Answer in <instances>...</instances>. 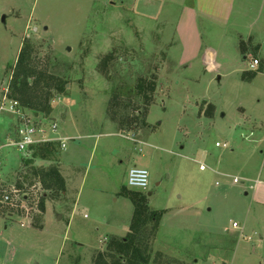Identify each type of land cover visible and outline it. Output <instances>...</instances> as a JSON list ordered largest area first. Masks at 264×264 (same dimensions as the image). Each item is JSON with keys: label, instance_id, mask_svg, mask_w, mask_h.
Instances as JSON below:
<instances>
[{"label": "rangeland", "instance_id": "rangeland-1", "mask_svg": "<svg viewBox=\"0 0 264 264\" xmlns=\"http://www.w3.org/2000/svg\"><path fill=\"white\" fill-rule=\"evenodd\" d=\"M183 2L0 0V103L7 67L25 40L67 83L49 115L24 109L58 144L56 161L34 166H57L66 192L54 199L33 183L21 160L30 150L3 151L0 186L28 179L23 203L0 207V264H93L113 237L127 235L134 207L121 191H137L127 182L132 167L149 171L148 205L163 212L153 255L168 264L263 261L255 209L244 193L250 179L264 180V54L207 20L196 30L186 20L178 30ZM258 40L264 48V31ZM208 49L216 51L211 59ZM140 79L155 84L149 105L136 90L128 94ZM142 113L144 127L120 129V118ZM14 119L0 113L1 142L14 134ZM59 139H68L65 150ZM42 196H49L43 212Z\"/></svg>", "mask_w": 264, "mask_h": 264}, {"label": "trees", "instance_id": "trees-1", "mask_svg": "<svg viewBox=\"0 0 264 264\" xmlns=\"http://www.w3.org/2000/svg\"><path fill=\"white\" fill-rule=\"evenodd\" d=\"M33 53V46L28 40H25L16 62L10 64L6 70L10 74L7 96L9 99L17 101L23 109L33 110L37 114L49 115L52 111L50 106L52 97L55 94H63L67 83L59 76L51 73L49 68L42 65ZM154 88L155 84L152 80L147 83L140 79L136 88H130L128 94L130 95L133 93L132 90H136L135 94L142 95L145 103L149 105L151 103L150 92H153ZM114 103H110L109 107L112 111H109L108 108V114L111 120L118 123V114H116L118 111L113 109ZM144 116L143 113L137 117L125 115L119 119L120 129L125 128L132 131L134 128L144 127ZM57 145L53 142L35 145L29 149L32 153L30 157H21L25 167L31 166L33 183L39 182L42 189L50 192L54 199L66 192V183L60 170L54 165L47 168L34 165L37 160L56 161ZM27 179L28 177L17 181L16 190L19 192L26 191L25 182ZM121 192L122 196L129 199L134 207L129 230L124 238L113 237L107 244L105 251L98 252L94 256L93 264H168L161 253L153 255L152 249L163 212L150 209L147 194L143 192L130 191L125 188ZM47 197H41L40 210L42 212L45 211Z\"/></svg>", "mask_w": 264, "mask_h": 264}, {"label": "crops", "instance_id": "crops-1", "mask_svg": "<svg viewBox=\"0 0 264 264\" xmlns=\"http://www.w3.org/2000/svg\"><path fill=\"white\" fill-rule=\"evenodd\" d=\"M184 4L187 5L179 20L178 30L182 29V25L185 27L186 20V23H194V30L197 29L198 20H207L217 26L232 28L239 41L245 44L251 41V44L258 46L260 53L264 54L262 41L258 40L259 34L264 31V0H185ZM215 53L214 49H208L205 58L211 59ZM243 58L246 59L245 56ZM250 183L244 194L246 197L251 196L256 224H259L255 233L259 236L257 241L264 255V180L250 179ZM76 206L77 199L72 212ZM240 236H245L243 230ZM262 260L259 264H264V256Z\"/></svg>", "mask_w": 264, "mask_h": 264}, {"label": "built area", "instance_id": "built-area-1", "mask_svg": "<svg viewBox=\"0 0 264 264\" xmlns=\"http://www.w3.org/2000/svg\"><path fill=\"white\" fill-rule=\"evenodd\" d=\"M259 65L258 60H253L250 64L252 69ZM8 90L5 91L3 101L0 103V113L8 112L14 116V134H9L4 142L0 141V161L2 158V153L7 149H14L17 153L23 154L29 151L32 146L38 144H44L54 141L49 138L47 131L35 124L26 114L24 109L20 104L7 96ZM57 131L56 124H52L50 127V133H55ZM60 146L62 150L66 149V142L68 139H59ZM217 147H227L226 144L217 143ZM201 170H205V166H200ZM235 183H238V179L234 178ZM128 186L137 191L146 193L149 191L150 187V174L146 168L142 167H132L128 172ZM26 195L21 194L15 187L9 190H5L0 186V207L4 205H13V203L21 202V200L26 199ZM234 227L237 225L234 223ZM243 236V234H242Z\"/></svg>", "mask_w": 264, "mask_h": 264}, {"label": "water", "instance_id": "water-1", "mask_svg": "<svg viewBox=\"0 0 264 264\" xmlns=\"http://www.w3.org/2000/svg\"><path fill=\"white\" fill-rule=\"evenodd\" d=\"M4 19H5V17H3V22H4ZM35 116L37 117V116H38V114H35ZM147 196H149V197H150V196H151V193H148V194H147ZM58 219H59V220L61 219V216H60V215L58 216Z\"/></svg>", "mask_w": 264, "mask_h": 264}]
</instances>
